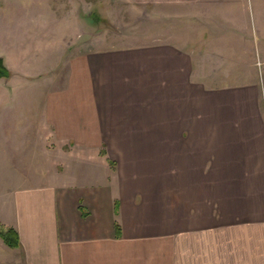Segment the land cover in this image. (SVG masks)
<instances>
[{"label":"crops","instance_id":"1","mask_svg":"<svg viewBox=\"0 0 264 264\" xmlns=\"http://www.w3.org/2000/svg\"><path fill=\"white\" fill-rule=\"evenodd\" d=\"M70 1L84 7L14 0L33 30L18 49L39 41L48 59L0 83L19 119L4 115L0 131L24 136V159L50 167L36 174L45 184L14 194L19 246L4 256L264 264V0H115L171 12L163 34L139 26L154 29L146 41L136 26L90 24Z\"/></svg>","mask_w":264,"mask_h":264},{"label":"rangeland","instance_id":"2","mask_svg":"<svg viewBox=\"0 0 264 264\" xmlns=\"http://www.w3.org/2000/svg\"><path fill=\"white\" fill-rule=\"evenodd\" d=\"M68 3V8L70 9L74 8L77 10L82 8L79 2L77 3L76 1H70ZM28 4H31L32 7L35 6V3ZM57 4L61 5L62 3L58 2ZM83 5L84 7L82 9H84V15L88 19L87 22H90V24H95V21H97L98 19H100V21L103 20L101 26L103 28L104 26H109V28L111 26L115 29L116 33L118 30L119 32H121V27L123 26L127 28L128 26L139 27L141 24H162L163 29L157 28V30H161L160 34H163L162 32L169 29L167 26L171 25V17L167 15L170 14L171 16V12L150 14L144 9H131L129 7V4H124V2L117 3L115 0H85L83 2ZM23 9V6L20 7L17 4L15 5L14 0H0V59L3 61L4 66L10 73L9 77L6 79L12 77V73L10 72L11 70L17 72L23 68H26V70H31L32 68L44 69L47 64L48 55L46 44L40 45L38 41L37 47L36 45L33 46L32 44H26V46L28 47L26 51L20 52V50L18 49L19 45L23 43V40L26 41L33 34V32L32 34L30 33L33 30L24 28L26 25L23 24V21L21 22L22 18H19L16 14L17 10ZM89 12L93 13V15L87 16ZM116 13L121 18L115 17ZM108 16H110L109 20ZM87 22H85V24H87ZM136 31L137 32H135V35H137V37H141L143 41L150 40L154 36V29L148 26H141ZM36 48H45L46 50L43 49V54H45L46 57H43L42 59H35L36 54L42 52L41 50ZM32 51L37 53L35 55H32ZM31 58L34 59L33 66L28 64ZM4 60L7 62V64ZM3 79L4 78L0 79L1 85H3L4 83ZM26 82L27 81H23V84L25 85ZM5 83L6 85H8L7 89H9L6 91V93L11 97L12 91L10 90L13 87V82ZM25 89H29V86H25ZM7 95L5 94V101ZM13 100L14 99L12 98L10 102H13ZM1 101L2 98L0 96V121L2 122L4 115H9L10 119L7 122L8 124H19V119L17 120V117L10 116L8 110L4 108L10 105L9 102H7L8 104L6 103L2 105ZM13 108L14 106L12 104L8 109H11L12 111ZM8 132H10V137L6 138ZM13 133L14 130L8 131L2 129L0 131V232L5 229L11 228L8 225L12 222L11 220L14 194L18 193L19 190L22 191L28 186L45 184L48 179L43 176L39 177L36 174L44 173V171L47 170L48 167H50V164L44 159L38 161L25 160L24 158H26L27 156L23 153L22 148L20 149L19 146L20 140L25 137H18V141H12ZM13 149L18 150L16 153H14ZM12 250L13 249L10 248L0 237V264H12L11 258L5 257L6 254L10 253Z\"/></svg>","mask_w":264,"mask_h":264},{"label":"trees","instance_id":"3","mask_svg":"<svg viewBox=\"0 0 264 264\" xmlns=\"http://www.w3.org/2000/svg\"><path fill=\"white\" fill-rule=\"evenodd\" d=\"M10 75L9 71L4 66L3 61L0 59V79L8 78ZM0 237L4 242L12 249H16L19 246V237L17 232L13 228H8L0 232Z\"/></svg>","mask_w":264,"mask_h":264}]
</instances>
